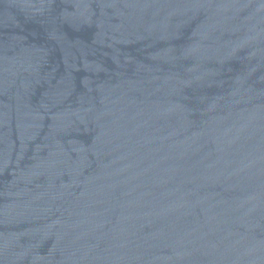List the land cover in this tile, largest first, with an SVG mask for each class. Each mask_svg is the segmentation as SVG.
<instances>
[{
  "label": "water",
  "instance_id": "95a60500",
  "mask_svg": "<svg viewBox=\"0 0 264 264\" xmlns=\"http://www.w3.org/2000/svg\"><path fill=\"white\" fill-rule=\"evenodd\" d=\"M0 264H264V0H0Z\"/></svg>",
  "mask_w": 264,
  "mask_h": 264
}]
</instances>
